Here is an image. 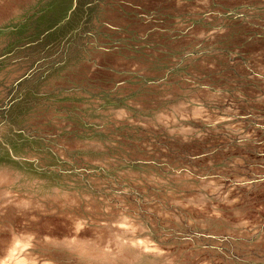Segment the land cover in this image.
<instances>
[{
    "label": "rangeland",
    "instance_id": "1",
    "mask_svg": "<svg viewBox=\"0 0 264 264\" xmlns=\"http://www.w3.org/2000/svg\"><path fill=\"white\" fill-rule=\"evenodd\" d=\"M0 264H264V0H0Z\"/></svg>",
    "mask_w": 264,
    "mask_h": 264
}]
</instances>
